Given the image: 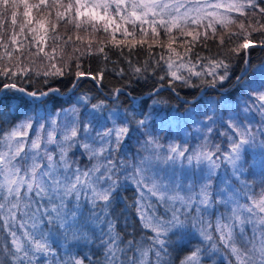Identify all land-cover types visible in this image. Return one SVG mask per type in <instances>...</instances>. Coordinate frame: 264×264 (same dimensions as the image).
<instances>
[{"label": "snow or ice", "instance_id": "snow-or-ice-1", "mask_svg": "<svg viewBox=\"0 0 264 264\" xmlns=\"http://www.w3.org/2000/svg\"><path fill=\"white\" fill-rule=\"evenodd\" d=\"M21 5L25 20L20 26V33H24L26 25L35 24V27L29 28V32L33 34L32 41L38 46L37 55L44 52V48L39 45L46 43L48 26L53 31L56 28L49 19L52 15L49 9L58 7H63L64 11L55 12L56 20L63 19L76 29L83 23L90 25L95 32L99 23L107 32L109 25L114 22V17L109 15V9L113 8L121 20H130L133 25L139 21L141 32H144L142 26L145 23L153 26L152 32L156 35V24L169 36L174 28L179 29L180 35L191 38L185 40V56H189L201 41L206 43L210 39L216 40L221 49H225L227 41L226 50L218 52L211 59L202 57L199 53L194 54L197 62H207L201 67L210 68L211 71H194L197 64L192 63L191 56L188 64L182 62L174 70V62L169 56L165 61V75L159 76V80L166 81L172 91H175L173 85L177 82L183 87H197L198 84L193 83V76L200 77V83H206L212 88L218 83L223 85L224 81L233 76L231 58L239 57L241 63L248 64L251 50L264 48V0H241L228 5L229 10L234 9L243 17L238 23L226 16H217L215 11H208L209 8H219L221 5L203 3L202 0H91V3L89 0H75L74 4L67 5L60 4L59 0H53L51 4L48 0H39L35 5L30 4L29 0H0V26L8 12L11 13V24L15 26L16 10ZM33 8L38 12L43 9L44 15L34 19ZM124 13H127L126 17ZM149 16L152 17L150 22L147 19ZM189 22L195 26L192 30H188ZM216 23L222 25L223 29L234 24L236 31L228 32L227 36L219 35ZM119 28L116 25L115 30ZM124 32L125 35H131L126 28ZM52 39L56 41L60 38L53 36ZM72 39L68 36L63 43L67 44ZM75 39L83 42L79 35ZM16 40L15 33L9 36L7 42H3V37H0V47L4 49V55L0 56V91L19 93L20 96H14L13 99L23 100L26 108L21 112L18 106L13 110L9 105L8 113L0 112V119L8 115L14 117L12 130L6 137H2L5 143L0 144V232H5L10 237V244L0 246V255H5V262L0 264H34L38 254L51 251L49 241L53 226L67 237L69 233L77 235L81 232L87 227L89 220L99 221L101 216L95 214L97 205L103 202L102 207L106 209L119 195V173L112 154L119 151L125 139L131 138L132 132H139L145 137V146H150L149 157L142 158L141 163L133 169L137 186L146 190L150 196L157 197L161 204L171 205L163 217H149L142 212L140 215L143 226L153 233L151 241L156 248L155 255L159 258L163 252L165 256H169L171 259L165 264H203L207 249L189 247L191 240L187 244L184 240L198 235L203 240L212 241V230L219 234L218 239L222 244L236 255L239 264H264V237L259 245L245 241L243 248H237L234 239L236 232L241 241L244 240L246 224L264 226V180L259 185L260 191L256 192L246 179L247 176H255L257 169L264 177V65L258 68L259 78L248 81L241 89L240 97L231 106L218 110L206 105L199 112L188 110L185 113V124L190 122L192 125H200L209 134L216 132L225 137V147L215 143L209 145L206 137H202L205 144L199 149H189L186 142L183 146L175 143L161 144L153 113L156 116L160 114L157 111L160 102L156 97L163 85L153 87L143 110L135 107L137 98L131 92L125 88L113 89V103L118 102L121 96L131 97L133 106L129 113L109 107L105 100L91 103L90 97L81 95L77 104L83 106L85 118L81 119L79 111L73 107L70 109L71 118L63 122L62 127L58 129L57 119H51L48 121L50 130L41 136L40 133L45 128L43 121L47 117L41 116L37 109L43 108L48 116L58 117L61 113L67 115L69 110L62 106L58 110L54 108L49 111L47 104L58 103L62 91L64 95L71 94L70 101L83 82L88 80L97 85L102 84L106 69H86L85 58L99 56L107 62L109 57L103 42H97L93 49V42L89 41L83 47H73L71 54L66 55L61 49L57 64L54 44L50 53L44 52L49 61L46 70L32 72L27 66H22L23 61L19 56H13V52L17 51L16 47L9 50V44L15 45ZM112 42L117 47L124 44V41H115L114 35ZM135 43L143 44L144 41ZM127 47V73L124 68H118L116 74L135 78L136 83L157 77V68L164 57L160 56L155 63H141L139 60L134 63V43L130 42ZM168 49L175 51L171 43L168 44ZM183 68L188 69L187 74L178 75L179 69ZM34 76L42 77L39 81L42 87L32 89L21 86V77L31 84ZM235 79L239 82L243 76H236ZM149 107L152 111H148ZM177 119L178 117L166 113L160 120V132L164 131L165 125L170 126ZM34 124L37 126L33 132L34 138L29 140V132L33 130ZM217 125L219 127H214ZM220 129L224 131L221 132ZM58 130L61 136L59 140L56 139ZM50 145H55V149H50ZM73 149L81 150V154H86L87 159L97 162L89 168H80L69 155L70 152L72 156L75 155ZM105 152L108 153L107 156H104ZM246 156L249 158L246 159ZM100 157H104L103 162ZM221 163L226 165L223 177L218 172ZM248 168L252 171L247 172ZM214 179L218 180L215 199L210 191ZM233 181L252 192L251 196H245L248 203L240 204L237 199L239 193L233 186ZM196 184L198 186H194ZM217 203L235 207L230 209V216L218 217L213 225L200 213L201 209L208 213ZM88 205L91 206L89 211L94 214L92 217L85 216L84 208ZM137 207L139 209L142 206L138 204ZM193 211L197 215H191ZM44 225L48 226V231ZM105 247L111 264H118L115 255V250H118L116 237L110 236L105 241ZM210 247H215V243ZM85 260L87 257L76 258L67 264H85Z\"/></svg>", "mask_w": 264, "mask_h": 264}, {"label": "trees", "instance_id": "trees-1", "mask_svg": "<svg viewBox=\"0 0 264 264\" xmlns=\"http://www.w3.org/2000/svg\"><path fill=\"white\" fill-rule=\"evenodd\" d=\"M49 4L53 0H48ZM91 3V0H89ZM168 2V0H165ZM203 3L207 4H219V8H209L208 11H215L219 17H228L232 20H235L237 23L243 19L239 12L236 10H229L228 5L241 2V0H202ZM30 4H38L39 0H29ZM59 3L62 5H67L69 3L74 4L75 0H59ZM17 23L15 26L11 24L10 15L11 13H5V21L2 26H0V37H3V42H7L10 35L13 33L16 34L17 40L16 44H9V50L13 47L17 48V51L13 52V56H19L23 61L22 66H27L32 70V72L46 70V67L49 61L44 56V52H51L52 47L56 46V55L57 60L55 61L59 64V56L61 54V49H63L64 54H71L73 47H83L89 41L93 42V49L96 47L97 42H103L105 45V52H107L109 61L105 62L101 57H86V63L84 67L91 71H96L98 69H106L105 76L102 84L97 85L91 80L83 82L82 87L77 91L76 96H72L69 101L70 93L67 95L63 94L58 103H48L47 109L52 111L54 108L59 109L63 107L67 111V115L61 113L58 117L48 116L43 108H38L37 111L41 116L47 117L43 122L45 124L44 131L41 132V136H44L50 129L48 127V121L51 119H57V128L62 127L63 122L71 118V111L73 107L77 108L80 113V118L84 119V109L82 105L77 104V99L81 95H87L91 98V103H96L99 100H105L108 103L109 107L118 108L124 113H129L133 106V101L130 96H121L119 101L113 103L111 97V92L116 88H125L126 91L131 92L132 96L137 98L135 107L143 110L144 104L148 101V94L152 91L153 87L161 88L160 94L156 99L160 102L157 106V111L160 112L159 116H154V122L156 124V132L159 135L161 144L168 145L171 143L185 145L189 149H199L202 145L205 144V139L207 138L208 144H220L221 147H225V137L219 136L216 132L211 134L207 133V130L200 125H192L190 122L185 124L184 116L188 110L193 112H199L204 109L206 105H211L218 110L224 106H231L235 103L236 99L241 95V89L246 86L248 81L253 80L254 78H259L258 68L261 65H264V48H255L251 50V56L248 64H243L240 62L239 57L231 58V71L233 76L223 82V85L217 84L215 88L209 87L206 83H200L201 78L193 76V83L198 84L195 88H187L180 86V82H177L173 85L175 91L169 89L166 81H160L159 76L165 75L164 69L167 67L165 61L168 60L171 56L173 63V69L175 70L180 63L188 64L189 56H191L192 63H196L197 67L194 71H211L210 68L201 67L202 64H206V61L197 62L195 53H199L202 57H208L211 59L220 51H225L227 47V41L225 49H221L218 46L216 40H208L206 43L201 41L193 49V52L189 56H185V40H190V37H185L180 35L179 29H173L170 36L167 34L164 29L156 24V32L158 35L152 32V25L150 23L143 24L144 32H141L140 22L137 21L135 25L132 24L130 20H121L118 15L115 13V9H109V15L114 17V22L112 25H109L107 32L97 24L98 30L93 32L90 25L83 24L79 29H76L73 24H66L64 20L57 21L55 18V12H63V7H58L56 9H49L52 15L49 17L52 24L56 25L55 31L52 30L51 26H48V34L46 37V43L39 45V47L44 48V52L37 53V45L32 41L33 34L29 32L30 27H35L33 25H26L24 33H20V26L24 23L23 16V6L21 5L17 10ZM102 11V10H101ZM74 13H69V15ZM32 15L34 19H39L40 16L44 15V10L41 9L39 12L37 9H32ZM125 17L127 13H124ZM148 21L152 20V17L149 16ZM167 19V17H164ZM83 20V19H82ZM205 24L207 21L204 22ZM116 25H119V30H115ZM217 33L219 35L227 36L228 32L236 31L235 25H229L227 29H223L222 25L219 23L215 24ZM127 29V32L131 35H125L124 29ZM195 28L194 25H191L189 22L188 30ZM79 35L82 38V43L76 41V36ZM113 35L115 41H124V44L120 47H117L113 42ZM57 36L60 39L53 41L52 37ZM71 36L73 39L67 44H64L63 41ZM143 40L144 43H135L137 41ZM132 42L134 47L132 48V59L135 63L136 60H139L141 63L149 62L155 63L160 56L164 57V60L160 61V66L157 68V77L150 78L147 81L141 80L139 83L135 82V78L122 77L116 74V69L124 68L127 73V63L125 57L128 53L127 45ZM171 43L172 49L175 51H169L168 44ZM151 46V47H149ZM121 48H123V53H121ZM31 52V55L28 53ZM179 54V55H177ZM4 55V49L0 47V56ZM191 67V65H189ZM188 72L187 68L179 69L178 75H186ZM246 73V74H245ZM32 74V73H30ZM236 76H243V79L237 82L235 79ZM210 79V77H209ZM42 80V77H35L31 84L27 83L26 80L21 77V86L31 87L36 89L42 87V84L39 81ZM67 82V78H65ZM199 98V96L202 94ZM19 97V93H4L0 91V112L8 113L9 105L12 106L14 110L17 106L21 112L25 111L24 101L21 99H13V97ZM143 102V103H142ZM162 109V111L160 110ZM148 111H152V108L149 107ZM170 114L173 117H178L177 120H173L171 125H165L164 131L160 132V120L165 114ZM35 115V113H33ZM138 118V117H137ZM14 122V117L8 115L0 119V144L5 143L2 137H6L8 133L12 130ZM253 123H256L253 121ZM214 127H219L214 126ZM256 127H259V124H256ZM37 126L33 125V130L29 132L28 139L31 140L33 137V132L36 130ZM221 132L224 129H220ZM257 135H259L257 133ZM130 139H125L119 149L112 154L113 162L116 163V171L119 173L120 187L118 189L119 195L112 200L111 206L108 208H103V202H100L97 207L105 209L107 211L108 220H110L114 227V233L117 239L118 250H116V257L119 262L123 264H139L140 260L143 258L144 254L147 251V244L151 241L153 233L150 229L144 227V222L140 219L141 212L149 217L165 216L166 209H169L171 205H164L158 202L157 197L150 196L146 190H142L137 186V180L135 178V173L133 171L134 167L138 166L142 158L149 157L150 146H145V137L141 136L139 132L130 133ZM56 139H61L59 130L56 134ZM14 143V142H13ZM43 147V144L41 145ZM50 149H55V145H50ZM27 150V148H26ZM75 155L72 156L70 152L69 155L77 163V166L80 168L86 169L96 163V160H89L86 158V154L82 155L81 150L73 149ZM108 153L105 152L104 156H107ZM248 159L249 157H245ZM104 157H100V161L103 162ZM226 165L221 163L218 169L219 176L223 177L225 174ZM252 169L248 168L247 172H251ZM257 174L255 176H247V182L250 184L256 192L260 191L261 180H264L259 174V169L256 170ZM151 173H149L150 175ZM218 180L212 181V189L210 191L213 193V198L215 199V193L217 191L216 185ZM198 186V184L194 185ZM233 186L236 188L239 195L237 199L240 204L248 203L245 199V196H251L252 192L246 188H243L242 184L235 183L233 181ZM222 187V186H221ZM194 194V193H193ZM187 195V194H185ZM231 195V193H230ZM85 203V202H82ZM142 206L138 209L137 205ZM47 207V205H45ZM88 205L85 208H90ZM195 207V206H194ZM235 205H225L224 203H217L212 209L209 210L208 214L210 221L215 225V222L218 217H227L231 215V208H234ZM84 208V209H85ZM192 213H196L193 211ZM201 213H204L201 209ZM227 223V221H224ZM215 237V241L219 244L221 251L225 253L232 264H239L236 255L231 252V249L224 246L222 242L218 239V233L212 231ZM235 233V232H234ZM19 235V232H18ZM191 240L189 247H199L200 242L194 236L188 237L184 240V243H188V240ZM51 251L48 253L38 254V259L34 261V264H67L72 259L87 257L85 264H111V261L105 257L106 249L97 248L93 246L92 248L86 247V245L77 246L72 243L68 238H60L56 240L50 239ZM4 244H10V237H7L5 232H0V246ZM237 247V246H236ZM171 252V249H169ZM174 253L172 256L174 257ZM169 256H164L163 264L170 261ZM0 262H5V255H0ZM150 262V263H149ZM145 264H154L152 259Z\"/></svg>", "mask_w": 264, "mask_h": 264}, {"label": "rangeland", "instance_id": "rangeland-1", "mask_svg": "<svg viewBox=\"0 0 264 264\" xmlns=\"http://www.w3.org/2000/svg\"><path fill=\"white\" fill-rule=\"evenodd\" d=\"M84 212L86 217H92L94 215L93 212L89 211V208H85ZM95 214H99L101 216V219L99 221H96L94 219L89 220L87 227H85L77 235H72L71 233H69L67 237H65L64 235H61L60 232H58L53 226V228L51 229L50 239L56 240L65 237L77 246L86 245V247L90 248H92L93 246L97 248H105V257L108 258V249L105 247V241H108L110 236H115L114 227L112 222L108 220L107 211L105 209L96 207ZM191 215L195 216L197 215V213H191ZM200 215H203L205 220L210 221V217L208 214L200 213ZM244 227L245 232L243 241H241L239 235L236 232L234 233V239L236 240L237 248H243L245 241H252L253 243L259 245L261 238L264 237V226L249 223L246 224ZM44 228L46 231L49 230L47 225H44ZM210 232L213 237L212 241L203 240V237H200L198 235L194 236L200 242L199 247L207 249V253L203 259V264H232L229 257L221 251L219 244L215 241V237L213 235L212 230H210ZM201 241L203 242L201 243ZM213 243H215V247H210V245H212ZM155 252L156 248L153 246L152 241H150L147 244V251L144 254L143 258L140 260L139 264H145L149 262L150 259H152L154 264H163L165 256L164 253L161 252L160 257L158 258L155 255Z\"/></svg>", "mask_w": 264, "mask_h": 264}, {"label": "water", "instance_id": "water-1", "mask_svg": "<svg viewBox=\"0 0 264 264\" xmlns=\"http://www.w3.org/2000/svg\"><path fill=\"white\" fill-rule=\"evenodd\" d=\"M203 94H204V92L199 96V98H200L201 96H203Z\"/></svg>", "mask_w": 264, "mask_h": 264}]
</instances>
